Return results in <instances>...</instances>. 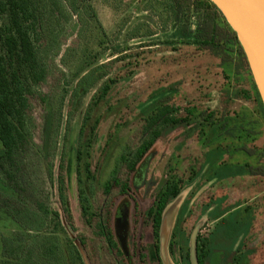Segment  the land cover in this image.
<instances>
[{
	"label": "rangeland",
	"instance_id": "obj_1",
	"mask_svg": "<svg viewBox=\"0 0 264 264\" xmlns=\"http://www.w3.org/2000/svg\"><path fill=\"white\" fill-rule=\"evenodd\" d=\"M28 1L33 16L25 34L33 55L17 57L14 69L30 102L26 112L29 143L19 152L15 167L0 145V234L25 239L15 249L22 262L35 255L31 245L37 240L50 249L51 264H116L112 254L116 249L126 264H159L147 213L168 179L178 175L183 191L164 215L163 226L173 218L174 227L168 243L165 237L163 246L160 243L162 264H181L188 248L191 264H196L198 237L212 240L239 217L244 224L252 219L250 232L240 237L231 252L225 251L226 241H218L207 264H234L236 257L240 264H264V177L219 175L224 166H264L262 121L253 144L258 148L255 157L233 151L232 141L216 130L202 136L194 124L161 129L160 139L130 175V194L117 196L118 190L113 189L114 240L96 234L98 219L107 211L105 186L115 170L117 177L126 178L125 164L119 167V163L145 137L142 127L150 118L148 106L154 100L149 99L154 91L177 85L174 101L179 107L247 111L258 117L252 102L227 100L226 90L234 91L236 86L233 76L225 79L218 59L173 38L172 4L162 0ZM196 18L191 19L192 30ZM10 24V12L0 14V55H7L4 36ZM244 82L249 89L247 79ZM40 204L49 210L46 231L19 228L13 208L33 211ZM177 206L185 208L181 223L180 210L175 215ZM121 219L127 223L125 248L117 233ZM82 241L86 247L79 257L75 250L79 251Z\"/></svg>",
	"mask_w": 264,
	"mask_h": 264
},
{
	"label": "trees",
	"instance_id": "obj_2",
	"mask_svg": "<svg viewBox=\"0 0 264 264\" xmlns=\"http://www.w3.org/2000/svg\"><path fill=\"white\" fill-rule=\"evenodd\" d=\"M162 1L168 6L172 4L175 10L172 20L174 19L176 30L173 38H178L179 43L191 46L199 53L209 54L218 59L219 67L222 69L225 79H229L228 75L233 76L236 86L234 91L226 90L227 100L240 99L252 102L256 107L255 111L258 117L254 118L247 111L235 110L233 112L219 113L209 108L201 109L191 104L179 107L174 101L179 94L177 85L154 91L149 99V101L151 99L154 101L148 106L151 115L142 127V133L145 137L129 156L123 155L119 163V167L125 164L124 167L128 171L126 178L117 177L118 170H115L111 180L105 186V192L109 195L106 203L107 211L98 219L95 230L98 236L108 241L114 240L115 237L112 226L113 189L118 190L117 196H128L130 194V175L135 172L140 160L160 139L161 129L165 127H186L194 124V127L199 130L198 134L202 136H206L211 130H216L219 132V136L232 141L231 149L233 151L244 153L248 157L258 156V148L253 144L258 136V125L261 121L264 124V104L236 33L210 0ZM6 12H10L11 24L6 29L7 33L4 36L7 55H0V145L5 150L10 166L15 167L19 152L29 143L26 112L29 109L30 102L27 97V89L19 73L14 69V64L17 57L19 59H30L33 55L31 42L25 34V25L33 16V12L28 0H0V14ZM193 15L197 17L193 24L194 30L191 28ZM245 79L249 82V89L244 87ZM130 148L127 146L125 149ZM78 160L81 161L80 153ZM221 169V174L218 173L221 178L237 177L245 174L254 177H264V166L250 167L248 169L246 166H224ZM8 177L12 179L11 174H8ZM183 183V180L178 175L169 178L147 213V217L153 223L154 237L156 239L154 246L155 255L159 264H162L160 243L164 215L168 207L181 195ZM20 209L13 208L11 211L19 228L37 233L46 231L49 210L41 204L37 210L33 211ZM184 210L185 208L182 207L178 214L179 223L183 222ZM246 212H249L248 209ZM239 218L230 221L228 228L225 227L224 231H217L214 234L215 236H212V240L198 237L196 245L198 264L208 263L212 253L218 249V246H215L218 241L219 243L226 241L228 245L225 251L231 252L240 237L250 232L252 219L250 218L244 224V220L240 222ZM69 222L71 223L72 220L70 219ZM233 226L238 229L235 230L236 228L234 229ZM219 235L221 239H217ZM213 242L214 244L212 245ZM22 244H25V239L21 236L11 233L8 236L0 234V264L4 262H9V264H51L49 262L50 256H48L50 249L37 240H33V245H31L36 251L35 255L29 256L28 262L24 261L25 263H23L22 258L15 251ZM81 245L80 248L78 247L79 251L78 249L75 250L79 257H82L81 250H85L86 247L83 241ZM172 246L171 244V250H173ZM240 246H242V243L239 248ZM52 252L55 253L54 251ZM184 252L181 264H191L189 248ZM112 254L117 257L114 258L116 264H126L123 253L119 249H116V252L115 250L112 251ZM234 261V264H240L239 258L236 257Z\"/></svg>",
	"mask_w": 264,
	"mask_h": 264
},
{
	"label": "water",
	"instance_id": "obj_3",
	"mask_svg": "<svg viewBox=\"0 0 264 264\" xmlns=\"http://www.w3.org/2000/svg\"><path fill=\"white\" fill-rule=\"evenodd\" d=\"M210 1L218 8L229 26L236 33L264 104V0ZM164 227L165 225L162 226V230ZM126 232V220L121 219L117 224V233L124 248L126 247ZM164 237L161 232L162 246ZM195 258L196 264H198L196 251Z\"/></svg>",
	"mask_w": 264,
	"mask_h": 264
},
{
	"label": "crops",
	"instance_id": "obj_4",
	"mask_svg": "<svg viewBox=\"0 0 264 264\" xmlns=\"http://www.w3.org/2000/svg\"><path fill=\"white\" fill-rule=\"evenodd\" d=\"M169 208V207H168ZM179 212L180 210V207L177 206V209L175 210V215H176V212ZM173 215V214H172ZM176 216H174V219H175ZM173 218H171V220L167 221L165 227H167V230L165 232V227H164V233H165V241L168 243V240H169V237H170V231H172L173 227H174V220L172 221ZM162 235H163V230H162Z\"/></svg>",
	"mask_w": 264,
	"mask_h": 264
},
{
	"label": "bare ground",
	"instance_id": "obj_5",
	"mask_svg": "<svg viewBox=\"0 0 264 264\" xmlns=\"http://www.w3.org/2000/svg\"><path fill=\"white\" fill-rule=\"evenodd\" d=\"M171 210H173V209H170V212H171ZM166 225V224H165ZM166 230H167V227H165V232H166Z\"/></svg>",
	"mask_w": 264,
	"mask_h": 264
}]
</instances>
